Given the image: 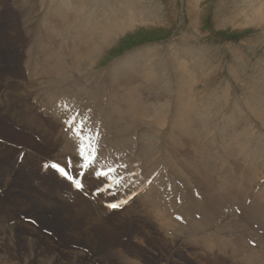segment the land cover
<instances>
[{"label":"rangeland","instance_id":"374dc122","mask_svg":"<svg viewBox=\"0 0 264 264\" xmlns=\"http://www.w3.org/2000/svg\"><path fill=\"white\" fill-rule=\"evenodd\" d=\"M41 1L46 2L47 5L64 4V2H62V1L55 2V0H41ZM134 1L136 3H138V2L141 3V1H146V0H134ZM147 4H145L147 7L148 6L150 7V5H151L155 8L157 7L159 9V11H160V9H162V11L166 14V17H165L166 19L164 21L165 23L159 22V21H154V22L149 21L150 23H141V24L138 23L132 27H128L127 29H125V30H128L126 32H123L125 30H123L121 32V30L119 29L117 31L118 35L115 39V42H113L109 47H107L105 49L104 52H102V54L100 55L99 59L97 60V62L95 64L94 68H92L94 70H97L101 75L105 74V77L103 79H98L97 85L94 88H91V87H93V86H91V84L94 85L96 83L97 79L92 78V77H89L90 78L89 79V78H87V76L81 74L80 77H78L74 81H72V83H71L72 87L69 89L70 90H77V89L80 90L77 97H81L83 93H85L86 91L91 90V89L92 90H104L100 94L99 98L96 95L95 96L96 98L94 97L91 101H89L91 103L90 106L87 105V103H86L83 107V109H85V110L91 108L90 110H92V113H95V114L99 113V109H98L99 104L102 103V105L107 108V106L111 103L112 90H115L116 96H117L116 100H115V102H117V103L114 102L115 108L117 106L122 107V108L123 107L128 108V107L134 106L136 109L139 105L146 103L147 100L149 99L150 96L145 92L147 90H155V89L150 88L152 84L148 83V82H144L145 80H143L140 77H137V78L130 77L129 82H122L120 78L112 75L111 68L113 69V68H115V65L119 66L121 64L122 65L121 67L124 68L127 66L125 69H134V70H136L137 73H142L144 71H147L148 73H150L149 68L147 66H142L141 68L137 69V68H133L131 65L129 66V64H123V62L128 61V59L131 57L132 58L141 57L143 54V48H146L149 46H151V47L155 46V49H157L156 46H161V45L164 48H167V45L170 43H176V44H180V45L188 44V45H192L193 47L196 46L198 49H203L204 51H207L206 54L208 55L209 59H212L211 67L208 68V70H207L211 73V75H210L211 77L204 78V76H203L204 73H201L199 75V78H191L190 79V82L193 80L195 81L193 83L194 87H195V90H194L195 96L197 97V95H198L196 102H198L197 100L200 99L198 102L199 105L197 103V106H198V108H200L202 110V112H200V113H198V111L195 112L194 119H196V122L193 123L192 127L189 130H187L186 127L184 126V124L181 123L178 120V118H176L179 99L176 100L175 107H174L176 113H175V115H173V114L171 115L172 119L170 118V121L169 120L166 121L165 130H164V132H162L163 139L156 142V147L154 149L155 151L157 150L156 152H158V151L160 152V150H161V153L177 154L176 159L175 158L173 159L170 156L163 158V160H164L163 162L165 164V167L162 170V172L160 173V176H157L156 180H159L163 176L169 175L173 172L177 173L180 176H182L184 174L182 177H185L187 179L195 178L196 182L198 183V186L200 187V193L202 194V199H198L197 197H194V196L190 195V193H189L186 196H184L182 204L179 205L175 202V199H171L168 201V200H165L163 198L162 194L166 192V189H164L161 193H157V194L151 193L150 198H149L150 201L152 203H155V204L163 207V210L160 213H158V214H160L161 218L163 219L162 226L155 228V226H157L156 222H155L156 217L155 218H149V217L143 215L141 213V211H137L130 216V219L132 220V223H131L132 227L129 229V231L121 232L120 241L122 243V246H123L124 250L129 254L133 253L132 250H130L129 243L135 244L139 250H142V249L144 251L148 250L146 255L148 257H150V260L148 262L146 261V264H155V263L165 264L166 263L165 262L166 256L175 252L174 246L176 244L179 247V250L182 252H185L186 249L192 250L193 248H191V246H196L199 243L198 239L200 240V238H202V237H195V236L186 237V243L185 244H186V246H189V247H185L184 245H181V243L178 242V240H175L173 245H171V242L168 238L167 234H169V233L172 234L174 232L172 230L169 231V229L166 227V224L178 222V221L174 220L172 218V216L169 214V209L171 207H174L177 211H181L185 215L186 219H184V220H189V218L195 219L193 217V212L194 211H200V215L202 216V218L199 221L197 219H195V220L200 225H202L203 230H209L208 232H211V230H213V229H218L219 232H222V234H220L219 236L212 234V241L211 242H212V244H214L216 242L220 243L221 240H223L228 245V248L231 251V256L228 259V261L225 258L221 261L220 260L216 261L213 258V256H210L209 258H211L212 260L209 264H213V263L214 264H256V263L257 264H264V257L262 258V261H260L261 259L257 260L256 259V253L254 251L246 254L243 250H240V249L245 247L244 237L246 235L251 237L253 230H256L257 228H259V226L257 225V221H250V220H255V218L250 214V213L256 214L255 206L252 205V203H251V205L246 209L240 203L243 202V200H246L245 199V198H247L246 192L249 189H251L249 185H251L252 182L254 181L253 177H257L258 175H264V154L260 153V149L258 147V145L263 144L260 142L264 141V126L262 125L261 127H258V124H261L264 122L259 120L255 116L256 114L254 115L253 110H251L252 113L247 110L248 108L251 107V105H253L252 103H254L256 106L261 104L258 101L250 102L249 104H247V101H249V99H250L251 92H256L255 90H251L252 88L254 89L257 87L256 88L258 91L257 93L261 92V87H260L259 81H264V76H263L264 74L259 75L260 77L258 76L259 81L257 83L255 82V80L253 81V79H252V77L256 74V71L258 70L259 64L262 63L263 67H264V62H263L264 56L262 53L264 46L258 47L256 45L258 42L263 41V38H264V21L260 26L255 25L254 23L237 25V24H239L240 19H237V21L235 22L236 26L233 24H230L231 23L230 15L236 14L235 12H233L236 9V7L232 4V0H231V2H230V0H149V2ZM14 5H16V6H14ZM85 5H84L85 10L87 9L88 12L94 11V13L97 17L98 16L104 17L106 11H110L111 7H112L110 4H106L104 2H102L101 4H97V6L96 5H90L88 2H86ZM67 6L70 9L77 10L73 4L67 3ZM192 7H193V9H192ZM18 8H19V6H18L17 2H15L13 0H8L7 3L0 5V53L3 56V58H1V59L4 60L5 62H7L6 67L10 70V72L14 73L13 75L11 74L13 77L8 75V74H5V73H0V79L3 80V81H0V85L3 86L2 90H19V93H15V94H12L11 91H8V96L10 95L9 97H12L13 99H14V97H16L19 100V98L23 97L22 94H24L23 93L24 90L32 89V88H30L31 85H30V80H29L30 72L33 69H35L36 66H37V68H36L37 71L36 70L35 71L38 72V70L40 69V67L42 65L41 62L46 61L47 56H48L47 64L50 63V61L54 62V60H55V62H57L56 59H53L55 57L53 56L52 52H50L51 50H49L50 47L52 48V46H50V42H52V38H53V41L54 40L58 41L59 39H60L59 41H61L64 39V37L65 38H67L68 36L70 38L72 37L73 40L70 39V41L67 42V45L63 46V60H64L63 62L67 66L69 65V67H73L75 65L79 66V67L82 66L83 67L82 71L84 70L83 64L85 62H87V60H88L87 53H85L84 50H86V48L88 49V46H89V49H94V46L99 41L97 40L96 42H94L93 44H95V45L91 44L92 46L89 45L90 43L80 45L76 39L77 27H75L76 29L73 28L70 20H68V18H67L68 15L62 16V17H57L53 20L49 19V17H45L44 19L47 23H50L52 26L54 25L53 30H52V26L50 24H47L44 21V19L42 18L44 16L43 13H45V9L47 7L44 9V12L40 13V17H39V15H37L38 18H40V19L37 18V20H32L33 14H34L33 8L32 9H30L29 7L24 8V9H20V8L18 9ZM92 8H95V9H92ZM27 9L31 12H29ZM78 9H79V7H78ZM128 9L130 10L131 8L129 7ZM194 9H197V10L194 11ZM188 11H190V13ZM218 11H219V13H218ZM27 12H29V13H27ZM102 12H103V14H102ZM27 14H29L30 16ZM41 14H42V16H41ZM30 17H32V18H30ZM20 18H21V21H20ZM29 18H30V20H29ZM193 19H195V23H192ZM23 20H27L28 24H32L29 29L25 30L22 28V21ZM40 21H42V22L40 23ZM123 21L125 22L126 20L123 19ZM222 21L224 23H222ZM18 22L19 23L21 22V23L19 24ZM80 22L86 23V22H82V21H80ZM126 22H129V21H126ZM14 23H15V28L17 31L16 40L13 39V35H12L14 33L13 29H12ZM43 24H45V25L47 24L49 26H47V25L44 26ZM225 24H227V25H225ZM39 27H41V28H39ZM46 27H47V29H46ZM66 27H68V28L70 27V29L68 30V28H66ZM48 28H49L50 34H47L46 32H48V31H45V30H48ZM71 28H72V30H71ZM84 29L90 33V35L93 37V39H96L95 35L93 33H91L92 29L90 27L84 26ZM29 30L30 31L35 30L36 33H38V31H39V33L41 32V34L42 33L45 34L48 37L49 43H48V41L47 42H45V41L41 42V43H39L40 45L39 44L36 45L34 52L31 51L30 45H29L30 43L28 40V38H29L28 34L30 33ZM50 30H52V32ZM73 30H75L74 31L75 34L73 33ZM60 33H62V34H60ZM70 33L72 36L70 35ZM199 34H201V35H199ZM48 35L49 36L51 35V39L49 38ZM54 36L55 37L57 36L56 37L57 39L54 38ZM187 36L192 37V38L187 39L188 38ZM181 42H183V43H181ZM70 47H72V48L70 49ZM74 47H76V48H74ZM72 49H73V51H71ZM75 49H77V50L79 49V51L81 49L80 52H82V53L80 54L79 51L77 52ZM169 49L171 50V48H169ZM26 50H28V51H26ZM30 53L32 54L31 57H30ZM74 53L75 54L77 53L76 55L78 57L72 55ZM81 55H82V57H81ZM138 55H140V56H138ZM216 55H218V56H216ZM242 55L244 56V58L246 60H248V65L246 67L247 68L246 71L239 72L236 68V65H243V62H241L239 59H237V56L241 57ZM39 56H40V58H39ZM28 57H30V58L28 59ZM81 58H85V59L80 61ZM116 58L120 61H118ZM119 58H121L123 61ZM49 59H51V60H49ZM218 59L220 61L221 60L222 61L221 62L217 61ZM28 60H29V63L27 62ZM48 60H49V62H48ZM177 63H178V61H177ZM26 64H28L27 66H29V68H31V66H32V68H31L32 70L29 69L28 67H26ZM23 65H24V67H23ZM50 65H53V64L50 63ZM217 65H222V66H221V68H218L215 71L214 67ZM21 68H22V70L20 71L19 69H21ZM85 71L86 70H84L83 72H85ZM153 72L156 74L155 78L159 77V73L163 74L161 69H157L155 67H153ZM209 72H206V73H209ZM67 73H70V71L68 70ZM194 73L196 74L197 71H194ZM263 73H264V70H263ZM44 74L46 75V78H48L49 70L44 72ZM39 75H41V73H39ZM172 76H173V74H172ZM239 77H242V78L239 79ZM31 79H37V76L31 77ZM42 79H44V77H42ZM166 79L169 80V73H167ZM249 79H250V81H249ZM159 80H160V78H159ZM233 80H236V81L234 82ZM228 81H232L231 82L232 84L231 83L228 84L227 83ZM246 81H248V82H246ZM22 82L24 84H22ZM157 83H158L157 81H154L153 85L155 86V85H157ZM186 83H188V82H186ZM84 84H86V85H84ZM83 86H85V87L87 86L86 87L87 89H83L84 88ZM89 86H91V87H89ZM245 87H247V88H245ZM258 87H260V88H258ZM128 89H130V91ZM36 90H42V87L37 86ZM48 90H50V89H48ZM70 90L68 91L69 93H70ZM81 90H85V92L81 91ZM126 90H128V91H126ZM245 90L248 92H246ZM61 91H63V90H61ZM192 91L193 90H190V93L184 94L182 97L184 98L185 95H187V97L191 96ZM58 92H60V90H58L57 93ZM200 92H201V94H200ZM244 92H246L248 94V96ZM20 93H22V94H20ZM138 93H139V95H138ZM106 94H107V96H106ZM238 94H239V96L241 95L240 96L241 99H239L240 97L238 96ZM30 96L31 95H29V97ZM245 96H247V97H245ZM29 97L27 98V96H26L28 101H29ZM31 97H30V102L34 103L35 100L34 99L31 100ZM107 97H108V99H107ZM191 98H192V96H191ZM109 99H110V101H109ZM202 100H203V103L201 104ZM245 100H247V101H245ZM96 101H97V103H96ZM154 101L158 102V103H163L161 98L154 99ZM217 101H220V102H217ZM230 101H231V103H230ZM21 102H19L20 104H14L13 106H11V108L13 110L12 112H16V110L19 109L18 113L21 111H24L26 117L35 116L39 120V122L42 120L43 117H41L40 115H37L34 108L31 109L29 107H23V105H21L22 104ZM131 102H133V104H131ZM105 103H106V105H105ZM204 103L206 104L207 107L211 103V105H210L211 107L210 106L209 107L213 111L210 110L209 108H207L204 105ZM262 103H264V102H262ZM223 104H224V106H222ZM236 104H237V106H235ZM96 105H98V106H96ZM203 106H204V108H203ZM214 106L216 108H214ZM227 106H228V108H227ZM218 107L220 109H218ZM221 107H224L225 109L222 108V110H221ZM204 109L206 112L203 113ZM226 109H227V111H224ZM233 109H235V110H233ZM242 109H244L243 112H242ZM95 111L96 112L98 111V112L96 113ZM260 113H262V112H260ZM206 114H211L210 115L211 119H209L208 116H207L208 117L207 118L205 116ZM217 114H219V115H217ZM234 114H236V116ZM16 115L18 116V114H16ZM97 115L100 116V114H97ZM240 115H242V116H240ZM253 115H254V118L251 117ZM14 116H15V114H14ZM17 116L13 117V114H9L5 118L0 117V139L7 140L9 142H12L11 140H13L14 142L15 141L20 142V143H22L23 149L24 148L29 149V151H30L29 161H28L29 165L27 164V166L28 167L32 166L30 169L32 170L33 173H42V174H38V176L37 175L36 176L39 180V188H40L39 193H41V196H42V205H45L46 204V199H45L46 195H44V193L42 192V185L46 186L44 178H46V181H48V184L50 186L52 185L51 187H53V189L58 190V192H60V193L62 192V191H60L61 190L60 188L64 187V188L70 189V186L68 184H66L64 181H61L58 178H56L53 174H51L52 173L51 171H48L51 173H43L41 171V169L35 168L37 165V161L38 162L40 160L43 161L45 158H50L54 161H56V160L58 161V159H59L60 161H62L66 156L65 151L68 149H67V147H59L60 150L62 151L61 156L55 157L54 148H52L53 145L51 143H47L45 141L44 142L40 141L35 134L31 133V132L36 131L35 128H33L31 130H27L28 128H25L23 126L20 128H17V126H15V124L13 122H10V120L14 121V119H17ZM52 116H56V114H53ZM196 116L201 117V119L200 118L197 119ZM228 116H229V120L235 119V118H236L235 120L238 119L236 125H232L229 123V121H227ZM219 117H220V119H219ZM223 117H224V119H223ZM225 117H227V118H225ZM116 118L117 117L115 116V119ZM245 119H247V120L245 121ZM56 120L58 121V119H56ZM214 120L216 123L218 122L217 123L218 125L215 124V122L213 124ZM219 120H220V122H219ZM139 121L140 122L144 121L145 126H149L152 124L145 117L141 118V120H139ZM208 121H210L211 124ZM49 122H50V120L46 121V123L49 124L50 126L55 125V122H53V121H51L50 123ZM174 123L175 124L177 123V124L175 125ZM206 124L208 125V127H213L215 125L214 127L216 128V130L219 128L218 130L221 132L220 135L225 136L226 139L227 140L229 139V140L227 142L222 141L219 136H216L213 141H203L202 142V139H203L202 138L203 137L202 136V134H203L202 130L206 131V129H205ZM220 124H221V126H220ZM227 124L229 125L228 126L229 128H227ZM200 125H203L204 128ZM230 125H231V127H230ZM250 125H252V126H250ZM118 126L121 127V123H119V121H117L116 133H114L112 135L111 141H115V145L117 144L116 149L119 153H122L123 155H128V152H129L128 157L132 158L133 156H135L133 151L136 150V148H134V147H135V145L138 144L139 141H136V140H138L139 137L131 134V131H136V133H138L140 130L138 128H136V129L134 128L133 130L129 131L128 133L121 135V134H118V131H117ZM142 126H144V125H142ZM197 126H199V128ZM253 127L254 128L256 127L255 130ZM258 128H259V130H258ZM198 129H200V130H198ZM233 130L235 131V134H234ZM190 131L193 132V134L187 135V132H190ZM258 131H259V133H257ZM105 133H106L105 141L109 145V143L111 141L108 140V138H107V132H105ZM155 133H160V132H152V134H155ZM259 134L263 135V136L261 138H259L260 137ZM197 135H198V137H197ZM199 135H200V137H199ZM231 135H232V137H231ZM240 135H241V137L245 136V138H247L249 140H253L255 138V136L258 137L259 139H258V142H251V141L246 142L244 140H243L244 141L243 142L242 140L240 141V139H241ZM123 136H125L124 139L120 140L123 138ZM175 137H176V139H175ZM200 138H201V142L196 143V141ZM238 138H239V140H238ZM171 140H173V142ZM177 140L180 142L182 141V142L180 143ZM217 140H218V143H217ZM128 142L130 143L131 146L134 145V147L129 148L127 146ZM164 143H165V145H164ZM178 143H179V146H178ZM218 144H221V145H218ZM238 144L240 147L238 146ZM0 145H1L0 150L2 153H4L5 161H6V164L4 166H7V168H10L13 165H16L15 163H16L17 157L19 155L17 153V151H19V149L16 148L15 152H13L12 150H10L12 146L5 144V143H2V142H0ZM192 145H194V146H192ZM241 145H243V146H241ZM217 146H218V148H217ZM220 146H221V150H220ZM195 148L196 149H198V148L204 149V152L206 149V152L209 153L208 154V162L203 163V159H201L199 153L197 152V150H195ZM232 148H234V149H232ZM176 149H177V151H176ZM216 149H218V150H216ZM120 150H121V152H120ZM224 150H226V151H224ZM185 151L187 153H185ZM194 152L197 154V156ZM193 154H195V155H193ZM217 154L219 155V157H215V156H218ZM246 154H248V155H246ZM190 155H191V157H190L191 159L189 158ZM184 156L185 157L187 156V157L184 158ZM214 157H215V159H214ZM25 158H27V157L25 156ZM188 158L190 161H188ZM222 158H223V161L221 160ZM228 158H230V164H229ZM243 158L246 160H244ZM211 159H213V160L210 161ZM184 160H186V161H184ZM218 161H219L218 164H221L223 162L222 174H219L217 172V170L215 169V164H212V163L218 162ZM210 162H211V164H210ZM141 164L143 165L145 163L142 161ZM229 165H231V167ZM240 168H241V170H240ZM237 169L239 170V173H238ZM179 171H180V173H179ZM206 171L209 172V174ZM12 173L13 172L11 169H9V171L7 173L0 172V178H1L0 188L6 187V188H9L10 190H16L17 189L18 180L16 178V175L15 174L12 175ZM20 174H22L24 176V178H26V176L29 175V174H25V172H22ZM222 175H223V177H221ZM7 179H9V180H7ZM92 179L93 178L91 176L86 175L87 184L90 187L93 186L92 188H96L100 182H97L95 179H93V180ZM50 180H52V181H50ZM93 181H94V183H92ZM238 181H239V183H238ZM244 181H245V183H243ZM57 183H60V184H57ZM149 190L150 189L147 190L146 194L149 193L148 192ZM173 190H174V192H178V188L176 185H173ZM261 191L264 192V185L259 190V193ZM76 194H77L76 199L81 200L82 195H79V193H76ZM168 195H170V192H168ZM211 197L213 198L212 200L210 199ZM236 201L240 202V203H237ZM227 203L229 204L228 207H227ZM218 204L222 209H224V210L227 209L229 211V213L233 212L234 217L231 220L227 221L228 223L224 222L225 223V224L223 223L224 225L218 224V226H216L217 228L216 227L214 228V227H212V225H214V226L216 225L213 223L215 222V219H217V212H218L217 205ZM239 205L240 206L242 205V209H243V210H241V215H238V211H239V209H241ZM92 207L93 206H91V205L81 207L77 217L81 218L82 216H87V217L92 216V212H93ZM260 207H264V202L260 201ZM4 209L7 210L8 207H4ZM105 210H109V209L101 205V208H100V215L101 216L106 214ZM44 211H49V210L46 209ZM50 211L47 212L48 216H53L54 218L60 220L61 217L59 214H57L53 211H51V212ZM208 211H210L212 214L210 215V213H208ZM260 211H259V213H260ZM248 213L252 217L248 216L247 215ZM205 214H208V215H205ZM8 218L11 221L10 226L15 227L16 231L22 232L20 229V223L13 222L14 220L10 216ZM141 218H144L145 220H140ZM169 220H172V222H169ZM202 220H203V222H201ZM211 220L212 221L214 220V221L212 222ZM256 220H258L260 222L261 228L263 227L262 231L264 233V221H263L264 219L261 216V213L259 214L258 219H256ZM148 221L154 223V225H152L151 223H146ZM3 222L5 223L6 226L8 225L7 222H5V220H3ZM138 222H144L145 224H147L146 225V228H147L146 232H144L138 228V225H141ZM211 222H212V224H211ZM25 223H26V231H27L25 233L36 235L37 239L41 242V244L44 246L46 244V246H47V243L49 241L46 240L45 236H41L37 232V230L34 227L35 225L30 223V222L28 223L27 221ZM179 223L181 224L182 222L179 221ZM205 223H207V224H205ZM227 225H228L229 229L223 230L222 228L226 227ZM253 225H256L255 228L253 227ZM158 230H160V232ZM82 231L87 232V227L86 226L82 227ZM224 231H225V233H223ZM65 232H68V231H66V229H65ZM36 233H38V234H36ZM224 234H226V235H224ZM134 238L143 239L146 241H151V244L156 246L154 248L158 253H156L154 250H151V249L149 250L148 246L143 245V244L139 243L138 241H134ZM256 238L262 239L263 236L259 235L258 237H255L254 239H256ZM8 239H9L8 234H6L2 240L8 241ZM216 239H218V240H216ZM75 240L77 242L81 241L76 236H75ZM62 241L69 244V245L71 243L70 247L72 249L71 250L69 249V251L62 250L61 253L57 252L58 256H60L64 259H72L74 264H81V262L83 264H85L86 257L83 258L84 259L83 261H80V259H81L80 251L82 250L81 253L83 254L84 249L88 251L89 257L90 258L92 257V259H94L93 264H100L99 262H101V263L109 262V264H123L121 262H118V259H115V258H110L109 260L105 259V258H101V251H98V252L92 251L91 247H93V246H92L91 242H88L90 245L87 244V242L84 244H82V243L73 244L67 238L65 240H62ZM263 244H264V241H263ZM140 245H142V246H140ZM248 247L251 248L249 245H248ZM161 250H163V251H161ZM263 252H264V250H263ZM174 257L176 258V260H172L170 262V264H205L203 261L202 262L199 260L197 261V259L192 257L190 254H186V253H185V260H183L182 258L178 259V255H174ZM112 259H113V261H112ZM26 262H28V261H26ZM28 264H30V262H28Z\"/></svg>","mask_w":264,"mask_h":264},{"label":"bare ground","instance_id":"6f19581e","mask_svg":"<svg viewBox=\"0 0 264 264\" xmlns=\"http://www.w3.org/2000/svg\"><path fill=\"white\" fill-rule=\"evenodd\" d=\"M13 1L17 2L20 9H24L27 7H29L30 9L33 8L34 14H33L32 20H37V18H38L37 15H39V17H40V13L44 12V9L46 7L47 8L45 9V13H43V15H44L42 17L43 19L45 17H49V19L53 20L57 17H62V16L68 15L67 18H68V20H70L73 28L77 27L76 39L80 45H83L86 43H90L89 45H91L94 42H96L97 40L99 41L96 45L93 44V45H95L94 49H89V46H88V49L87 48H86V50L83 49L84 52L87 53V57H88L87 62H85L83 64L84 70H86L85 72H83L84 70L82 71V69H83L82 66L79 67V66L75 65L73 67H69V65L67 66L63 62L64 61L63 60V46H66L67 42H69L70 39H72V37L71 38L69 36L67 38L64 37V39L61 41H59L60 40L59 38H58L59 39L58 41L57 40L53 41V38H52V42H50V46H52V48L49 46L50 47L49 50H51L50 52H52L53 56L55 57L53 59H56L57 62H55V60H54V62L50 61V63H52L53 65H50V63L47 64V58H48V56H47L46 61L41 62L42 65H41L40 69L38 70V72H36L37 66L35 69L32 70L31 69L32 66L30 65L31 68H29V66H27L28 64H26V67H28L29 69L32 70L31 72L29 71L30 72L29 80H30V85H31L30 88H32V89L24 90L23 91L24 94L20 93L23 95V97L19 98V100H18L16 97H14V99L12 97H9L10 95L8 96V91H11L12 94H15V93H19V90H2L3 86L0 85V117L5 118L9 114H13V117H15V116H17L16 114H18L17 119H14V121L10 120V122H13L15 124V126H17V128H20L22 126L25 128H28L27 130H31V129L35 128L36 133L35 132H31V133L35 134L40 141H42V142L45 141L47 143H51L53 145V147L52 146L51 147L54 148L55 157H60L62 151L60 150L59 147H67L68 150L65 151V154L73 151V142H72V140H70L67 137V134L64 133L62 130H60L59 127L56 126V124L50 126L49 124L46 123V121L43 118L39 122V120L35 116L26 117L24 111H21L18 113L19 109H17L16 112H12L13 110H12L11 106H13L14 104H20L19 102L22 101L21 105H23V107H29L32 109L33 105L30 102L31 96H35L38 100L43 101V100H47L50 96L55 95L58 90H60V93L61 92L66 93L65 95H68L73 101H75L77 104H79L82 108L84 107V105L86 103H87V105L90 106L91 103L89 101H91L96 95L99 98L100 94L104 90H92L91 89V90H88L86 92H85V90H81V91H84L85 93H83L81 97H77L80 90H78V89L77 90H70L69 89L72 87L71 86L72 81H74L76 78L80 77L81 74L87 76V78H89V77L96 78L97 81L94 85H92L90 83L91 86H93V87L89 86L91 88H94L97 85L98 79H103L105 77V74L101 75L97 70H94L92 68H94V66H95L97 60L99 59L100 55L102 54V52H104L107 47H109L113 42H115V39L118 35L117 31L120 29L122 32L123 30L127 29L128 27H132L138 23H140V24L141 23H150L149 21H153V22L159 21V22L165 23L164 21L166 19L165 18L166 14L162 11V9H160V11H159V9L157 7L155 8L151 5H150V7L149 6L147 7L145 4H147L149 2V0L141 1V3H139V2L136 3L134 0H55V2H59V1L64 2V4H57V5H47L46 2H43L41 0H13ZM7 2H8V0H0V5L5 4ZM86 2H88L90 5H96V6H97V4H101L102 2H104L106 4H110L112 7H111L110 11H106V13L104 12L105 13L104 17H100V16L97 17L95 15L94 11L88 12L87 9L85 10L84 7L86 6L85 5ZM230 2H231V0H230ZM67 3L73 4L77 10L70 9L67 6ZM232 4L236 7V9L233 11L236 14L230 15V21H231L230 24L235 25V22L237 21V19H240V22L237 25L254 23L255 25L260 26L263 23V21H264V0H232ZM14 6H16V5H14ZM78 7H79V9H78ZM129 7L132 10L131 9L129 10L128 9ZM92 9H95V8H92ZM192 9H193V7H192ZM196 10L197 9H194V11H196ZM29 12H31V11H29ZM29 12H27V13H29ZM188 12L190 13V11H188ZM218 13H219V11H218ZM102 14H103V12H102ZM27 15H29V14H27ZM41 16H42V14H41ZM30 18H32V17H30ZM30 18H29V20H30ZM38 19H40V18H38ZM123 19H125L126 21H129V22H126V21L124 22ZM20 21H21V18H20ZM44 21H45V19H44ZM80 21L86 22V23H81ZM41 22L42 21H40V23ZM15 23L12 27L13 32H14L12 34L14 40H16V36H17ZM192 23H195V19L192 20ZM222 23H224V22L222 21ZM47 24H50V23H47ZM31 25L32 24L27 23V20L22 21V28L25 30L29 29ZM43 25L46 26L45 24H43ZM225 25H227V24H225ZM47 26H49V25H47ZM53 26H52V30H53ZM84 26L85 27L88 26L92 29L91 33H93L95 35L96 39H93V37L90 35V33L84 29ZM39 28H41V27H39ZM66 28H68V27H66ZM46 29H47V27H46ZM69 29H70V27L68 28V30ZM52 30H50V31L52 32ZM71 30H72V28H71ZM45 31H48L46 33L50 34L49 28H48V30H45ZM74 31L75 30H73V33H74ZM126 31H128V30H125L123 32H126ZM60 34H62V33H60ZM28 35H29L28 40L30 43L29 44L30 49L33 52L35 51L37 44L44 42V41L45 42L48 41V37L43 33L41 34V32L39 33V31H38V33H36L35 30L30 31V33ZM70 35H71V33H70ZM199 35H201V34H199ZM56 37L54 36V38H56ZM187 37H188L187 39L192 38L189 36H187ZM49 38L51 39V35L49 36ZM48 43H49V41H48ZM181 43H183V42H181ZM256 45L258 47L264 46V38H263V41L258 42ZM71 48L72 47H70V49ZM74 48H76V47H74ZM156 48L157 49H155V46H152V47L149 46V47L143 48V54L141 53L142 54L141 57H139V58H132L131 57L128 59V61L123 62V64H129V66L131 65L133 68H137V69L141 68L142 66H147L149 68L150 73H148L147 71H144L142 73H137L136 70H134V69H125L127 66L124 68L121 67L122 66L121 64L119 66L115 65V68H113V69L111 68L112 75L120 78L122 82H129L130 77H134V78L140 77L143 80H145L144 82L151 83L152 85L150 88L155 89V90H147L145 92L150 96L146 103L139 105L136 109L134 106L128 107V108L127 107L122 108V107L117 106L115 108L114 102H115L117 96H116L115 90H112V99H111V103H110L111 105L108 103L109 105L107 106V108L105 106H103L102 103L99 104V106L96 105V106H98L99 113H97L98 111L97 112L95 111V112L97 114H100V118L103 121V124L105 127V132H107L108 140L111 141L112 135L114 133H116L117 121H119V123H121V127H119V126L117 127L118 134L123 135V134L128 133L129 131L133 130L134 128L135 129L138 128L140 130L138 133H136V131H131V134L139 137L138 140H136V141H139L138 144L135 145V147H134V145L131 146L129 142L127 143V146L129 148H133V147L136 148V150L133 151L135 156H133L132 158L128 157L129 156V152H128V155L121 154L124 158L123 160H120V158H115V163L123 168L125 179L127 181L128 187L130 184L137 183L140 180H142V182H145L146 180L149 179L150 175L158 169H159V173H161L165 167V164L163 162L164 157L170 156L173 159L174 158L176 159L177 154L161 153V150H160V152L159 151L156 152L157 150L156 151L154 150L156 147V142L163 139L162 132H164V130H165L166 121H168V120L170 121L172 114L175 115L176 112H175L174 107H175V102L178 99H179V104H178V110H177V117L176 118H178V120L184 124V126L186 127L187 130H189L192 127L193 123L196 122V119H194L195 112L198 111V113H200V112H202V110L200 108H198V106H197V103L199 102L200 99L197 100L198 102H196L198 95H197V97L195 96V91H194L195 87L193 84L195 81L193 80L190 82V79L191 78H199V75L201 73H204V75H203L204 78L211 77L210 76L211 73L207 70H208V68L211 67L212 59H209L208 55L206 54L207 51H204L203 49H198L196 46L193 47L192 45H188V44L180 45V44H176V43L168 44L167 48H164L162 45L156 46ZM169 48H171V50ZM75 50L77 52L79 51V49L78 50L75 49ZM26 51H28V50H26ZM71 51H73V49ZM80 51H81V49H80ZM80 51H79V53L81 54L82 52H80ZM262 53L264 56V49H263ZM76 54L74 53L72 55L78 57ZM31 55L32 54L30 53V57H31ZM138 56H140V55H138ZM216 56H218V55H216ZM30 57H28V59ZM81 57H82V55H81ZM1 58H3V56L0 53V73H5V74L12 76L14 73L10 72V70L6 67L7 62L2 60ZM39 58H40V56H39ZM83 59H85V58H81L80 61ZM119 59H121V58H119ZM219 59L217 61H220ZM237 59H239L241 62H243V65H236L237 70L239 72L246 71V69H247L246 67L248 65V60H246L243 55L241 57L237 56ZM49 60H51V59H49ZM49 60H48V62H49ZM118 61H120V60H118ZM177 61H178V63H177ZM27 62L29 63V60ZM221 66L222 65L215 66L214 70L216 71L218 68H221ZM23 67H24V65H23ZM153 67H155L157 69H161L163 74L159 73V77L155 78L156 74L153 72ZM263 68H264L263 64L260 63L258 70L256 71V74L253 72L255 75L252 77V79H253V81L255 80L256 83L259 81L258 76L261 74H264ZM19 70L21 71L22 68ZM47 70H49L48 78H46V75L44 74V72H46ZM68 70L70 71V73H67ZM194 71H197V73L195 74ZM206 72H209L210 74L206 73ZM39 73H41V75H39ZM167 73H169V80L166 79ZM172 74H173V76H172ZM36 76H37L38 80L37 79H31V77H36ZM42 77H44V79H42ZM159 78H160V80H159ZM240 78H242V77H239V79ZM0 81H3V80L0 79ZM154 81L158 82L157 85H155V86L153 85ZM233 81L235 82L236 80H233ZM249 81H250V79H249ZM186 82H188V83L190 82V83L188 84ZM231 82L232 81H228L227 83L229 84ZM246 82H248V81H246ZM259 82H260L261 92L257 93L258 92L256 89L257 87L254 89L252 88L251 90H255L256 92L250 91L251 92L250 99H249V101H247V100H245V101H247V104H249L250 102H254V101H258L259 103H261L257 106L254 103H252L253 105L250 104L251 107L248 108L247 110L251 113H252L251 110H253L254 115L256 114L255 116L259 120L264 122V103H262V102H264V81H259ZM22 84H24V83L22 82ZM84 85H86V84H84ZM37 86H41L42 90H36ZM83 87H84L83 89H87L86 88L87 86L86 87L83 86ZM260 87H258V88H260ZM245 88H247V87H245ZM48 89H50V90H48ZM61 90H63V91H61ZM69 90H70V93L68 92ZM128 90L130 91V89H128ZM128 90H126V91H128ZM190 90H193L192 95H191L192 98H191V96L187 97V95H185L183 98L182 96L184 94L190 93ZM246 92H248V91H246ZM246 92H244V93H246ZM200 94H201V92H200ZM29 95H31V96L29 97ZM138 95H139V93H138ZM246 95L248 96L247 93H246ZM26 96H27V98L29 97V101L26 98ZM106 96H107V94H106ZM238 96H239V94H238ZM247 96H245V97H247ZM158 98H161L163 103H158V102L154 101V99H158ZM107 99H108V97H107ZM239 99H241V97ZM109 101H110V99H109ZM220 101H217V102H220ZM96 103H97V101H96ZM115 103H117V102H115ZM202 103H203V100H202L201 104ZM230 103H231V101H230ZM131 104H133V102H131ZM105 105H106V103H105ZM198 105H199V103H198ZM204 105L206 106L205 103H204ZM210 105H211V103H210ZM209 106L208 107L206 106V107L210 109L211 106L210 107ZM222 106H224V104ZM228 106H227V108H228ZM235 106H237V104ZM46 107L48 109H52L53 104L48 103L46 105ZM219 107H218V109H220ZM203 108H204V106H203ZM214 108H216V107L214 106ZM222 108H224V107H221V110H222ZM210 110H212V109H210ZM233 110H235V109H233ZM243 110L244 109H242V112H243ZM224 111H227V109ZM259 111L262 113H260ZM204 112H206L205 109H204L203 113ZM14 114H15V116H14ZM93 114L95 116H98L95 113H93ZM210 115L211 114H206L205 116L206 117L208 116L209 119H211ZM217 115H219V114H217ZM234 115L236 116V114H234ZM254 115L251 117L254 118ZM115 116L117 117L116 119H115ZM240 116H242V115H240ZM144 117L146 119H148L149 122L152 124L149 126H145L144 121L143 122L139 121V120H141V118H144ZM198 118L201 119V117H199V116L197 117V119ZM225 118H227V117H225ZM53 119H57V117L52 116V118H49L50 122L51 121L55 122ZM219 119H220V117H219ZM223 119H224V117H223ZM235 119L229 120V116H228L227 121H229V123L232 125H236L238 119L237 120H235ZM246 120L247 119H245V121ZM210 121H208V122L210 123ZM214 122H215V120L213 121V124H214ZM219 122H220V120H219ZM217 123L215 122V124H217ZM207 124L205 126L206 131L201 129L203 131V134H202L203 137L201 136L203 138L202 142L203 141H213L216 136H219L222 141L227 142L229 140V139L227 140L225 136L220 135L221 132L218 130L219 128L216 130V128L214 127L215 125L214 126L212 125L213 127H208ZM142 125H144V126H142ZM262 125L264 126V123L258 124V127H261ZM200 126L203 127V125H200ZM220 126H221V124H220ZM228 126L229 125L227 124V128H229ZM250 126H252V125H250ZM197 127L199 128V126H197ZM230 127H231V125H230ZM255 128H254V130H255ZM198 130H200V129H198ZM258 130H259V128H258ZM152 132H160V133L152 134ZM257 133H259V131ZM192 134H193V132H191V131L187 132V135H192ZM234 134H235V131H234ZM200 135H199V137H200ZM241 135H240V137H241ZM262 136L263 135H260L259 138H261ZM124 137L125 136H123V138L120 140H123ZM197 137H198V135H197ZM231 137H232V135H231ZM239 138H238V140H239ZM259 138L255 136V138L253 140H249V139L245 138V136H243V137H241L240 141L244 140L246 142L247 141L258 142ZM175 139H176V137H175ZM11 141L16 145H19V146L22 145V143H20V142H16V141L14 142L13 140H11ZM171 141L173 142V140H171ZM178 142H180V141H178ZM198 142H201V138L196 141V143H198ZM217 143H218V140H217ZM260 143H263V144L258 145V147L260 149V153L264 154V141L260 142ZM116 145H115V141H111L109 143V149H108L107 153H109L110 156H113L111 153V148L113 147L116 149ZM164 145H165V143H164ZM218 145H221V144H218ZM178 146H179V143H178ZM192 146H194V145H192ZM238 146H239V144H238ZM241 146H243V145H241ZM0 147H1V145H0ZM217 148H218V146H217ZM15 149H16V147L12 146L10 150L15 152ZM232 149H234V148H232ZM195 150H197L201 159H203V163L208 162V154L209 153L206 152V149H205L206 153L204 152V149H200V148L196 149L195 148ZM216 150H218V149H216ZM220 150H221V146H220ZM176 151H177V149H176ZM224 151H226V150H224ZM120 152H121V150H120ZM17 153L19 154L20 150L17 151ZM185 153H187V152L185 151ZM195 154H193V155H195ZM29 155H30V151H29V149H27V153H26L27 158H24L23 161L21 163H19L18 165L16 164L10 168H7V166H4L6 164L4 153H2L0 150V172L7 173L9 171V169H11L13 172L12 175L15 174L16 178L18 180V187L16 190H10L9 188H6V187L0 188V264H28V262H30V264H74L72 259H64V258L58 256V254H57V252L61 253L62 250L69 251V249L70 250L72 249L70 247L71 243L69 245V244L62 241V240H65L66 238L68 240H70L73 244H77V243L84 244L86 242H87V244H89L88 242H91L92 246H93V247L90 246L92 248V251H96V252L101 251V258H105L108 260L110 258H115V259H118V262H121L123 264H146V261L148 262L150 260V257H148L146 255L148 250H145V251L143 249L139 250L135 244L129 243L130 250H132L133 253H131V254L127 253L122 246V243L120 241V237H121V232L129 231V229L132 227L131 226L132 220L130 219V216L137 211H141V213L143 215H145L149 218H155L156 217L155 222H156L157 226H155V228L162 226L163 219L161 218L160 214H158V213H160L163 210V207L160 205H157L155 203H152L149 199L151 193H153V194L161 193L162 192L161 190H159L153 184L150 186V188L148 187L146 189V191L148 189H150L148 191L149 192L148 194H146L147 192L139 194L135 198L136 200L130 206L125 207L122 212L105 210L106 214L101 216L100 215L101 205L99 204V202L97 200L92 201V200L87 199V198L82 196L81 200L75 199L74 202L70 201L68 198H66L64 195L61 194L62 192L60 193V192H58V190L53 189V187H51L52 185L50 186L48 184V181H46V178H44L46 186L42 185V192L44 193V195H46L45 196L46 204L42 205V196H41V193H39L40 192L39 180L37 178L38 174H42V173H33L32 170L30 169L32 166H30V167L26 166L28 164V161H29ZM246 155H248V154H246ZM196 156H197V154H196ZM186 157L184 156V158H186ZM190 157H191V155L189 156V158ZM215 157H219V155L215 156ZM215 157H214V159H215ZM189 158H188V161H190ZM212 160L213 159H211L210 161H212ZM221 160L223 161V158ZM228 160H229V158H228ZM244 160H246V159H244ZM142 161L145 164L142 165L141 164ZM184 161H186V160H184ZM218 163H219V161L214 162L212 164H215V169L217 170V172L219 174H222L223 162L221 164H218ZM210 164H211V162H210ZM240 170H241V168H240ZM237 171L239 173L238 169H237ZM22 172H25V174H29V175H27L26 178H24V176L22 174H20ZM48 173H51V172H48ZM179 173H180V171H179ZM207 173L209 174V172H207ZM221 177H223V175ZM262 177H264V175H258L257 177H253V178H254V181L256 182L258 178L261 179ZM0 180H1V178H0ZM7 180H9V179H7ZM50 181H52V180H50ZM254 181L252 182L251 185H249L251 189L255 188V186H254L255 182ZM92 183H94V181ZM238 183H239V181H238ZM243 183H245V181ZM57 184H60V183H57ZM23 186H25L27 188H25ZM251 189H249L246 192V195L249 194ZM210 199L212 200L213 198L211 197ZM260 201L264 202V192L261 191L259 193V190H258L257 193L255 194V196L253 197L252 201H251L252 205L255 206L256 214H252V213H250V214L255 218V220L258 219V216L261 213V211H260L261 209L259 208L260 207ZM89 205L93 206L92 207V210H93L92 216H88V217L82 216L81 218H78L77 216L79 214L81 207L89 206ZM4 207H8V209L6 210V209H4ZM217 208H218L217 215L219 214V212H222V213H224V218L229 217L230 214H229L228 210L226 211V210L222 209L219 206V204L217 205ZM46 209L49 211L51 210V211L59 214L61 217L60 220L54 218L53 216H48L47 212H49V211H44ZM259 211H260V213H259ZM208 213H210V215L212 214L210 211H208ZM205 215H208V214H205ZM247 215L252 217L251 215H249V213ZM9 216L14 220L13 222L20 223V229L22 232L16 231L15 227L10 226L11 221L8 218ZM261 216H262V214H261ZM3 220H5V222H7V224H8L7 226L5 225ZM140 220H145V219L141 218ZM189 220H185L181 224L179 222L166 224V227L169 229V231L172 230L174 232L172 234H170V233L167 234L168 238L171 242V245H173L175 240H178V242H180L181 245H184L185 247H189V246H186V244H185L186 243V237L195 236V237H202V238H200V240L198 239L199 243L196 246H191V248H193L192 250L186 249L185 252L180 251L179 247L175 243L176 244L174 246L175 252L166 256V258H165L166 263L165 264H170V262L172 260H176L174 255H178V259L182 258L183 260H185V253L190 254L192 257L197 259V261L198 260L201 262L203 261L205 264H209L211 262L212 259L209 258L210 256H213V258L216 261L217 260L221 261L224 258L228 261V259L231 256V251L228 248V245L223 240H221L220 243L216 242V243L212 244V242H211L212 241V234L219 236L220 234H222V232H219L218 229H213V230H211V232H208L209 230H203L202 225H200L195 219L189 218ZM26 221L28 223L30 222V223L34 224L35 225L34 227L37 230V232L41 236H45L46 240L49 241L47 243V246H46V244H45V246L42 245L41 242L37 239L36 235L25 233V232H27L26 231V223H25ZM169 222H172V220H169ZM201 222H203V220ZM212 222H211V224H212ZM138 223L141 224V225H138V228L141 229L142 231L146 232V229H147L146 225L147 224H145L144 222H138ZM146 223H151L152 225H154V223H152L150 221H148ZM205 224H207V223H205ZM213 224H216L215 226L212 225V227H214V228L216 226H218V220L215 219V222ZM84 226L87 227V232L82 231V227H84ZM228 228L229 227L227 225L226 227H224L222 229L226 230ZM65 229L68 232H65ZM158 231L160 232V230H158ZM253 232H254V230H253ZM38 233H36V234H38ZM223 233H225V231ZM6 234H8V238H9L8 241L2 240ZM224 235H226V234H224ZM75 236L77 238H79L81 241L77 242L75 240ZM258 236L259 235L257 234V232H255V233H252V236L250 238L254 239L255 237H258ZM216 240H218V239H216ZM134 241H138L139 243L148 246L149 250L151 249V250H154L156 253H158L154 248L156 246L151 244V241H146V240L138 239V238H134ZM140 246H142V245H140ZM262 247H264L263 243H262ZM81 251H80V255H81L80 261H83L84 260L83 258L86 257L85 264H93L94 259H92V257L91 258L89 257L88 251L84 249L83 254L81 253ZM161 251H163V250H161ZM254 252L256 253V259L257 260L261 259L260 261H262V258L264 257L263 250L260 249L258 251H254ZM26 261H28V262H26ZM112 261H113V259H112ZM99 263L100 264H109V262H107V263L99 262ZM81 264H83V263L81 262ZM155 264H157V263H155Z\"/></svg>","mask_w":264,"mask_h":264},{"label":"snow or ice","instance_id":"6c2138e0","mask_svg":"<svg viewBox=\"0 0 264 264\" xmlns=\"http://www.w3.org/2000/svg\"><path fill=\"white\" fill-rule=\"evenodd\" d=\"M72 119L74 120L75 117H73ZM69 123H71V121H69ZM77 134H79V131ZM80 156L83 157L84 163H83L82 167L85 169L91 168L96 163V156H97L96 150L91 147L90 143L87 145V149H86L84 144H81ZM54 167L59 168L60 173H62L67 179L74 181L75 186L77 188H83V184L81 183V181L79 179H76L75 177L69 175L66 168L61 167L59 165H54ZM114 172H115L114 168L98 169L95 174L98 177L99 176L109 177ZM117 183H119V181H117ZM109 207L116 208V207H119V205L116 203H113V204H110Z\"/></svg>","mask_w":264,"mask_h":264}]
</instances>
